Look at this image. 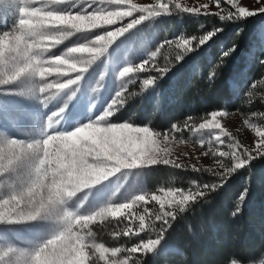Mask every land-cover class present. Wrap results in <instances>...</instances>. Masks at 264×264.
Here are the masks:
<instances>
[{
    "label": "rangeland",
    "instance_id": "374dc122",
    "mask_svg": "<svg viewBox=\"0 0 264 264\" xmlns=\"http://www.w3.org/2000/svg\"><path fill=\"white\" fill-rule=\"evenodd\" d=\"M158 2H166V0H132L133 4L139 6H154ZM223 2L236 10L234 0H220L219 7L216 0H173L169 4L167 13L148 17L136 28L129 30L122 36H118L108 46V50L103 55L88 65V71L83 73L78 84L72 85L66 90L59 91L54 86L48 93L40 94L39 88L44 82L32 74H25L18 80L0 85V142H2L0 147L5 146L9 141L27 147L42 142L48 132H53V134L70 133L78 127L95 122L109 108H112L113 112L108 117V121L114 123L112 121L113 117L126 106L124 97L130 87L143 86L147 88L153 83L145 85V80L154 81L153 75L159 77L165 72L160 71L166 68L158 62L164 47L171 48L179 56L184 54V49L178 47V44L187 37L185 31L179 29V26L183 22V14L190 13L177 9L175 4L180 3L190 8L207 5L206 9L201 10L202 12L221 13L224 11ZM235 3L253 11L264 8V0H259V3H257V0H235ZM31 7L41 9L34 21L36 18L43 17L44 12L50 9L69 8L73 14L79 11L91 12L98 7L108 10H129L127 4H109L107 0H103V3H101V0H97L95 4H90L89 0H70L69 3L62 4H55L52 0H34L30 5ZM18 9L19 4L13 3V0H4L3 3H0V34L11 33L18 26ZM259 14H263V16L258 19V33L262 42H264V13ZM141 15L147 16V13L133 12L131 17H125L122 20H117L114 24L104 25L101 28L89 31L76 32L72 30V35L62 39L59 43L45 40L42 44V47L47 49L45 57L48 60H54L58 56H65L71 47H78L81 44L91 45L97 35H104L109 30L116 31L127 25L132 19H139ZM74 55L84 59L90 57V54L86 52ZM141 64L145 65L144 69L135 71V69L140 68ZM125 67H131L134 71L121 76L120 73ZM57 73H60V75ZM77 74L75 71H69L66 64L58 65L54 66L52 75L46 77V81L51 83L56 80L75 79ZM10 75L11 69L5 67L0 78L6 79ZM117 93L120 94V100H118L117 105H112L113 99H117ZM252 95L249 94L248 98L251 99ZM221 112L224 115L218 116L216 121L230 135H224L218 128L200 129L199 125L186 131L177 128V130L169 133L166 145H161L160 141L157 140V154L163 156L164 153L159 149L166 147L167 158L180 165L178 168L194 169L200 166L219 174L225 173V169L231 167L234 161L230 156L221 157L218 153L233 151L230 145L235 141L238 140L242 145L238 150L239 152L243 153L244 148H248L252 150V155L258 154L255 148L256 141L259 138L256 137L253 126L264 129L263 114L259 113L254 107L253 110L249 109L247 114L231 111ZM55 113H59V115L54 116ZM49 117H52L51 128L48 127ZM210 121L211 115L204 122ZM233 137L235 140L232 139ZM218 139L220 142H218ZM206 152L207 155H205ZM213 153L217 154L214 155ZM155 166L176 167L173 164L157 163L140 169L122 170L89 189L81 190L64 205V210L67 212L91 214L98 211L100 207L109 206L114 208L121 203H131L137 195H144L145 200L138 201L131 209L125 210L117 216L108 214L104 219L96 217L79 233L83 236L91 229L94 236L87 237L90 245L92 243H102L109 250L120 247L122 252L117 253L116 258H119L124 264H130L134 256L132 254L130 259H125L128 256L126 249L135 246L133 245L136 239L135 234L130 233V235L124 236L126 238L123 239L119 235H113L112 232L107 234L103 232L98 236L95 235L93 226L103 225L109 219L125 217V223H128L125 230H128V228L138 229L139 215H145L146 227L155 221L154 215L162 213L164 208L173 209V207H176L183 199L182 193L148 185L146 174ZM26 171L27 164L22 159L4 175L0 176V200L9 198L20 190L24 184ZM152 196L160 197L164 204L163 209L160 202L153 200ZM145 209L148 211L146 212ZM8 210L9 206L0 209L5 213ZM41 216L36 220L0 223V256L4 257L0 264H9L10 261H15V264H31V258L38 248L64 229L65 225L61 219L55 217L41 218ZM146 235L149 239H152V235H148V233ZM100 237L109 240L110 244L104 243V240ZM147 240L143 241L146 242ZM158 246L159 244L153 251ZM140 252L144 253L145 251H138L137 253ZM84 253L85 264H111L109 259L111 251L105 254L102 259L100 253L94 251L91 246L84 248ZM262 260H264V254L260 259L249 264H256V262ZM231 264L240 263L234 261Z\"/></svg>",
    "mask_w": 264,
    "mask_h": 264
},
{
    "label": "trees",
    "instance_id": "16d2710c",
    "mask_svg": "<svg viewBox=\"0 0 264 264\" xmlns=\"http://www.w3.org/2000/svg\"><path fill=\"white\" fill-rule=\"evenodd\" d=\"M223 7L219 15L183 14L179 29L187 38L214 28L222 31L203 46L194 41L182 56L164 47L158 62L167 71L153 75V84L147 88L130 87L124 97L126 106L113 117L114 123L129 121L161 132L176 125L186 131L207 120L212 111L247 114L253 107L264 118V42L258 33L263 14L221 20L220 15L229 17L236 12L225 2ZM233 47L235 51H229ZM225 52L228 55H222ZM249 94H253L251 99ZM223 174L200 166L152 167L146 174L150 187L172 189L183 196L204 184L215 183L216 189H201L203 195L173 209L164 208L173 213L167 225L155 220L134 235L133 245L149 239L148 233L161 240L158 248L134 254L130 264H249L260 259L264 254V153L252 155L221 186ZM125 222V217L109 219L94 225L93 231L98 236L120 233L123 239Z\"/></svg>",
    "mask_w": 264,
    "mask_h": 264
},
{
    "label": "snow or ice",
    "instance_id": "6c2138e0",
    "mask_svg": "<svg viewBox=\"0 0 264 264\" xmlns=\"http://www.w3.org/2000/svg\"><path fill=\"white\" fill-rule=\"evenodd\" d=\"M4 0H0L3 3ZM34 0H13V3L19 4L18 9V26L11 33L0 34V75L3 74V69L8 67L11 69V75L6 79L0 78V85H4L15 80H18L25 74H32L44 82L39 88L40 94L48 93L54 86L63 91L72 85L78 84L82 79L83 73L88 71V65L99 56L103 55L108 46L118 37L122 36L129 30L136 28L143 20L152 16H159L161 13H167L169 11V4L173 0H166V2H158L154 6H139L132 3V0H107L109 4H127L129 10H108L102 7L93 9L91 12L79 11L76 14L69 8L64 9H50L44 12L43 17L51 15L52 17H97L100 18V22L95 26L83 28L76 32L89 31L91 29L101 28L104 25L114 24L117 20H122L125 17H131L133 12L147 13V16L141 15L139 19H132L127 25L120 27L116 31H106L104 35H97L95 41L89 44H81L78 47H71L65 56H58L54 60H48L45 57L47 49L42 47L43 42H37L32 37H26L24 30L27 24L34 22V18L41 12L40 8L31 7ZM55 4L69 3L70 0H52ZM219 7L220 0H216ZM90 4L97 3V0H89ZM103 3V0H101ZM259 3V0H257ZM235 14L229 17L220 15L221 20L225 19H244L247 17L255 16L259 13H264V8H258L256 11L250 10L246 7H241L235 3ZM175 7L185 13H192L197 16L204 14L219 15L218 13L202 12V9H206L207 5H200L197 7H187L180 3H176ZM52 31L59 30L60 26L52 28L48 25ZM71 31V30H70ZM222 29H213L211 32L201 35L199 37L184 38L178 47H182L185 52H188L193 47L192 41L195 40L199 46L205 45L207 41L211 39L213 35ZM71 36V35H70ZM11 37V39H9ZM46 40L53 39L49 37ZM54 42V41H53ZM56 43V42H54ZM59 43V42H58ZM75 50V51H70ZM229 51H235V48H231ZM89 53L90 57L84 59L83 57L75 56L76 53ZM39 53V54H38ZM154 55V53H153ZM222 55H228V52ZM264 63V61H261ZM68 65L69 71H75L78 74L75 79L69 78L66 81L56 80L54 82H47L46 77L52 75L54 66ZM78 65H80L78 67ZM144 64L140 65V68L135 71L143 70ZM134 71L131 67H125L120 73L121 76H125ZM160 71H167V69H161ZM60 75V73H57ZM66 75V73H64ZM214 79V74L210 77ZM152 80H145L144 84H152ZM120 100V94L117 93V99H113L112 105H117ZM63 111V109H61ZM113 109L109 108L103 115L99 117L93 123H88L84 126L76 128L67 134H53L48 132L46 138L36 144L22 146L20 143L9 141L5 146L0 147V176L4 175L10 168L16 165L19 161L24 159L27 153L37 150L41 165L37 172L38 177H43L44 183L47 185V193L49 201L53 205H58L62 216V222L65 225L64 229L39 247L34 256L31 258V264H85L84 248L92 247L94 251L100 253V258H104L105 254L111 251V264H124L117 257V253L122 252L120 247H114L111 250L106 248L104 244H89L87 237L94 236V233L89 229L85 235H80V231L88 226L96 217L100 219L106 218L108 214L117 216L129 210L138 201H144V195H137L131 203H121L116 207H100L98 211H94L91 214L82 213H70L64 210V205L72 198L75 197L78 192L83 189H89L101 181L108 179V177L121 172L122 170H134L140 169L147 165H155L157 163L173 164L176 167L180 165L175 164L167 158L168 152L166 147H162L159 151L163 152V156L157 154V140L161 145H166L169 133L177 130V126L173 125L170 130L161 132L159 130H153L149 127H137L133 126L130 122L111 123L108 121V117L112 115ZM59 115L55 113L54 116ZM211 121L203 122L199 124L200 129L208 127L218 128L224 135H230L225 132L220 123L216 121L218 116L224 115L221 111L211 112ZM48 127H52V117H49ZM255 135L258 137L256 141L255 151L257 153H264V129L256 128L253 126ZM155 137L156 139H154ZM235 140V138H232ZM218 142L219 139H218ZM2 143V142H0ZM242 147L237 140L230 145L233 149L231 152H219L221 157L230 156L234 161L231 167L225 169V173L220 176L221 186L227 182V179L237 169H242L252 159V150L244 148L243 153L238 150ZM211 151V149H209ZM208 153L206 152L205 155ZM214 155L217 153H213ZM87 183L85 186V180ZM211 188L216 189V184L212 185L204 184L198 186L189 192V195H184L180 201L183 204L190 198H195L203 195L201 189ZM37 185L33 184L26 189V191L35 193ZM153 200L160 202L161 208H164L163 201L158 196H152ZM240 199H244L243 196ZM23 205V207H21ZM5 206H9V210L5 213L0 211V223L9 222L16 223L22 220H36L43 212L36 213L32 218H24L23 209L25 208L24 198L19 194V191L9 198L0 200V209ZM183 210V209H181ZM147 212L148 210L145 209ZM235 214V213H234ZM173 213L163 211L160 214L154 215V219L163 221L164 224H168V216H172ZM174 218V217H173ZM138 229L128 228L122 234L128 236L131 234L139 235V232L145 230V215H139ZM163 234V229L161 230ZM113 235H120V233H114ZM62 242V243H58ZM161 240L148 239L146 242L140 243L127 248L128 256L125 259H130L132 254L138 251L152 252ZM7 255V253L5 254ZM37 255H39V262L37 261ZM116 258V259H113ZM4 259L0 256V261Z\"/></svg>",
    "mask_w": 264,
    "mask_h": 264
},
{
    "label": "clouds",
    "instance_id": "9594fccd",
    "mask_svg": "<svg viewBox=\"0 0 264 264\" xmlns=\"http://www.w3.org/2000/svg\"><path fill=\"white\" fill-rule=\"evenodd\" d=\"M99 22L100 18L97 17H52L49 15L36 18L34 22L27 24L24 35L26 37H32L37 42H42L51 37L54 42L58 43L62 39L72 35V30L79 31L86 27L95 26ZM48 25H51L52 28H56L57 26L60 27L59 30L52 31L49 29ZM69 99H71V97H69ZM24 160L27 164V171L24 175V184L19 190V194L24 198V218H32L34 214L43 212L44 214L41 218L55 217L57 219H62L63 214L59 206L48 202L47 185L44 183L43 177L37 176V172L42 163L38 151L33 150L27 153ZM87 182L86 179L85 186ZM33 184L37 185V190L34 194L26 191V189ZM37 261L39 262V255H37ZM9 264H15V261H10ZM256 264H264V260L256 262Z\"/></svg>",
    "mask_w": 264,
    "mask_h": 264
}]
</instances>
